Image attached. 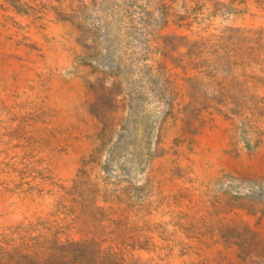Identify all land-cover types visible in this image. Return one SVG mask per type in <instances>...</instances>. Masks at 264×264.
Masks as SVG:
<instances>
[{
    "label": "rangeland",
    "instance_id": "374dc122",
    "mask_svg": "<svg viewBox=\"0 0 264 264\" xmlns=\"http://www.w3.org/2000/svg\"><path fill=\"white\" fill-rule=\"evenodd\" d=\"M0 264H264V0H0Z\"/></svg>",
    "mask_w": 264,
    "mask_h": 264
}]
</instances>
